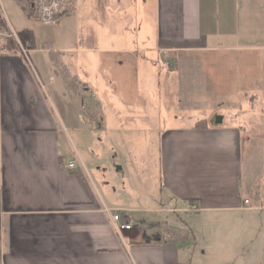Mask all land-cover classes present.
Here are the masks:
<instances>
[{"label":"crops","instance_id":"crops-1","mask_svg":"<svg viewBox=\"0 0 264 264\" xmlns=\"http://www.w3.org/2000/svg\"><path fill=\"white\" fill-rule=\"evenodd\" d=\"M55 24L42 42L50 48L29 44L28 59L0 37V264H264V0H74ZM50 49L77 78L75 90ZM68 52L98 57L94 81L99 56L118 54L109 64L130 62L128 83H141L144 69L174 91L183 82L192 95L205 89L207 112L179 96L167 114L154 98L122 102L141 121L142 143L158 136L149 146L160 168L157 206L133 201L119 176L105 178L108 155H117L90 143L106 121ZM105 208L128 215L121 237ZM178 210L219 223L142 218Z\"/></svg>","mask_w":264,"mask_h":264},{"label":"rangeland","instance_id":"rangeland-1","mask_svg":"<svg viewBox=\"0 0 264 264\" xmlns=\"http://www.w3.org/2000/svg\"><path fill=\"white\" fill-rule=\"evenodd\" d=\"M2 4L4 9V15L2 17L7 21L4 20L6 23L5 28L8 31H11V27L16 33L23 29L31 30L34 38L33 48L45 49L46 47H43L42 42L47 35L55 31L56 22L53 24H43L37 18L29 16L26 10L28 6L27 0H2ZM35 37H37L36 44ZM11 40L14 41L13 38ZM65 55L64 59L71 64L73 72L76 73L81 80L88 81L91 86H93L95 100L98 101L99 105V112H101L103 120L106 121L104 129L100 132H95L93 142H90L94 146L100 145L96 143L98 139L104 148L111 150L112 152L110 153L112 154L115 152L117 155H108V160L111 166H108L106 169L107 173L105 174V178L113 179L115 175L119 176L125 183V185L123 184V187L126 188L127 184L128 190H130L133 196H136L133 197V201L142 199V203L145 206H157V203H159V201L162 202L163 198L162 195L159 196L158 194L160 193V168L156 151H151L149 146L153 145L155 147L153 142L158 139V136H148L147 141L142 143L141 137L138 133L141 121L139 117L128 115L125 110L126 106L122 102L137 98L136 96L138 95L147 98H154V105L156 107H160L161 105V111L167 114L174 106L172 101L179 96L180 101L182 102L192 101L193 99L194 101H197L200 105L195 106L194 111L202 112L203 108L205 110L203 112H207L204 103H202L205 96L199 93L204 92L205 89L203 86H198L195 88L196 93L192 95L189 94L188 89L184 88L186 83L183 82L181 83L180 91H174L173 86L171 87L168 83H162L160 85L156 72L152 73L151 71H145L144 69L139 73L140 77L138 80L141 79V81H139L141 83H128L127 78L131 72L130 62L125 61L122 64L118 63L116 67H111L109 64V60H117L120 58L118 54L111 56L110 58L107 55L99 56L100 67L103 68L101 72L102 76L98 81H94L98 76V72L95 70V63L98 57L90 55L86 57V61H84L83 58L76 57L75 54L72 56L73 54L70 52ZM29 56H31L30 53ZM156 64L162 65L158 61L154 66ZM162 66L164 71L168 70L164 63ZM112 76L116 79L117 83H108L107 78ZM87 78L91 81L87 80ZM185 79V77H182V80ZM207 98L208 101H210L209 96ZM148 106L151 108L150 104ZM180 106L182 107V105ZM83 140L85 141L86 138L84 137ZM141 146H143V148L145 147L144 152ZM146 146H148V148H146ZM88 150L89 152H93L89 148L87 151ZM83 152L87 155L85 151ZM108 152L109 151H107V153ZM114 158H116L117 162H121L119 163L121 168V171L119 172L115 168L114 163L116 162ZM96 171V169L89 168V173L94 180L96 181L98 179L99 181ZM88 181L90 182L89 179ZM99 185L100 189H102L100 181ZM157 197L160 199L155 202ZM167 205L168 204H165L163 206L166 207ZM172 205H174V203L166 208H170ZM176 206L178 209L185 208L180 204ZM197 215L198 214L195 212L178 210L177 212L165 211L157 214L154 213L150 218L149 216L142 218H144L147 223L159 222L162 224L167 221L176 226H181L187 223L191 227H196L199 224L201 225L204 223H219V221L208 220L207 218L206 221H204V217H198ZM136 218V220H138L140 219V216H136ZM183 220L186 223H184Z\"/></svg>","mask_w":264,"mask_h":264},{"label":"built area","instance_id":"built-area-1","mask_svg":"<svg viewBox=\"0 0 264 264\" xmlns=\"http://www.w3.org/2000/svg\"><path fill=\"white\" fill-rule=\"evenodd\" d=\"M32 3V7L36 10L37 19L43 24H53L55 23L60 17L69 13L74 4V0H30ZM4 15V9L2 0H0V16ZM11 31H8L5 27L0 26V37L3 38H10L16 41L19 51L21 54L28 59V48L29 43H23L17 33L10 27ZM165 65H171L170 61H166ZM68 168L71 170L75 169V162L70 160L67 164ZM248 203V200L244 201ZM193 208V206H192ZM104 211L107 213L109 217L110 223L113 225L115 232L121 237L122 232L124 230H129L132 226V223L128 219V215H123L118 212H112L109 208H105Z\"/></svg>","mask_w":264,"mask_h":264},{"label":"trees","instance_id":"trees-1","mask_svg":"<svg viewBox=\"0 0 264 264\" xmlns=\"http://www.w3.org/2000/svg\"><path fill=\"white\" fill-rule=\"evenodd\" d=\"M27 1H28V6H27L26 10L28 12V15L37 18L36 10L32 7L31 1L30 0H27ZM5 25H6V23L4 21V18L2 16H0V26L5 27ZM17 35L23 43L28 42L30 44L31 48H33L34 38H33V33L31 30L23 29V30L19 31L17 33ZM8 39H10V38H8ZM10 42L12 44L16 45V47L19 49L16 42H14L13 40H10ZM42 45H43V47L50 48L49 43H42ZM50 52H51V57H52V60L54 61V64L57 67L62 68L63 66H61V64L58 62L57 57L55 56V52H53L52 49H50ZM61 68H60V74L62 75L63 79L67 82L66 84L68 85V87H71L72 90H75L76 84L74 82H76L77 78L74 76H71L64 67L62 69ZM165 229L169 233H172V234H182L184 240L190 234L189 228H180V227H173V226L165 225Z\"/></svg>","mask_w":264,"mask_h":264}]
</instances>
